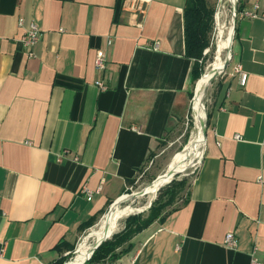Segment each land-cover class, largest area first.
<instances>
[{"label":"crops","instance_id":"obj_1","mask_svg":"<svg viewBox=\"0 0 264 264\" xmlns=\"http://www.w3.org/2000/svg\"><path fill=\"white\" fill-rule=\"evenodd\" d=\"M122 1L0 0V264L68 255L188 111L186 0ZM237 18L187 196L112 264H264V17Z\"/></svg>","mask_w":264,"mask_h":264},{"label":"rangeland","instance_id":"obj_2","mask_svg":"<svg viewBox=\"0 0 264 264\" xmlns=\"http://www.w3.org/2000/svg\"><path fill=\"white\" fill-rule=\"evenodd\" d=\"M242 1L243 0H236L237 8L239 6H241ZM220 2H221L220 0H212V2H210V4L215 9L213 29L210 33L209 46H207L204 49L203 58L199 59V62L201 63V66H202V73L199 77L200 79L202 78L201 76L203 74H205V72L208 71L209 66L212 63H214L213 62L214 57H215V55H217V51H218V48H217L218 27L216 24L215 14L218 10ZM233 3H235V1L232 3H230V2L225 3V6H226L225 7V13L226 14L222 17V19L224 18L223 24H224V27L226 30L225 31L226 36L229 35V34L227 35V30H229V26L231 24L232 9H233L232 4ZM236 19H237L236 21H238V18H236ZM227 54H228V52L225 51L224 55H223V60L226 58ZM226 69H227V66L223 70H221L219 72V74L215 75L212 78V80L210 81L205 92H204V90L202 92L201 99H200L201 101H200V109H199L200 112L199 113H200V116H202L203 121L207 118V112H208L209 107L211 105L213 95L217 89L219 80L225 74ZM200 79L198 81H196L192 87V94L190 96L189 108H188L186 115L180 121L177 128L169 134L168 138L164 141H161L160 146L155 151H153L151 153L146 164L139 170L136 178L129 183L127 189L122 194L121 203L117 204L116 206H114L110 210V213H111V212L120 211L124 208L126 209V211H130L133 208L139 209L138 211L130 212V213L124 215L123 217L119 218L118 221L116 222L114 229L111 232L112 234L110 235L109 238H111L114 233H118L124 228V222L128 216L133 215V214H139V213L145 215L149 209V207H147L148 205H146L147 202L150 201V199L153 195H155L154 199H156V197L159 195V193L173 179L176 181H179V180L185 178L187 182H186V186H185L184 190L182 192H180L179 195L176 197L174 204L168 206L166 208V210H169V209L173 208L174 206L179 205L181 203L182 199L185 197V193L188 189L189 181H190L193 173L195 172L197 164H198L200 157L202 155V148H203L202 144H199V145L195 146L193 150H190L189 149L190 144L188 145L192 134L195 132L194 103L196 101V96L199 93L198 92L199 91L198 85H199ZM206 125L208 128L207 122H206ZM181 153L184 154V158H183V160H181L180 166L177 169V172L173 175L172 180L169 182H166V181L161 182L158 185L155 192L152 195H150L149 190H151L153 187H155V185H157L159 183L158 182L159 177L168 169L169 165L172 162L176 161L177 156ZM181 155H180V158H181ZM140 190H142L143 193L136 195V196H133V197L131 196V194L139 192ZM110 205H108L106 212H108ZM104 214L86 232H84L81 235L79 243L76 245L73 253L64 262V264L65 263L67 264L68 262L72 261L75 258L76 252H77L79 246L84 251L90 250V248L95 243L94 239H96V237H95L94 233L97 232V230H98L99 222L101 221V219H105L107 217V216H105L106 214L105 215ZM113 216H114L113 214L110 215V219H113ZM133 239H135V238H133ZM133 239H132V241H133V247H134V245H135L134 241L135 240H133ZM126 245L127 244H124V246H126ZM105 264H109V263L106 262Z\"/></svg>","mask_w":264,"mask_h":264},{"label":"trees","instance_id":"obj_3","mask_svg":"<svg viewBox=\"0 0 264 264\" xmlns=\"http://www.w3.org/2000/svg\"><path fill=\"white\" fill-rule=\"evenodd\" d=\"M240 10L241 6L237 8V13ZM214 13L215 9L208 0H186L185 2L184 31L186 54L196 60L193 67V82L202 73L199 59L203 58V51L210 43ZM186 182L185 178L179 181L173 179L154 199L145 215L139 213L128 216L124 222V228L120 232L114 233L111 238L103 241L84 264H105L106 262L112 264L122 255L128 253L133 248V237L153 221L161 219L170 210H166V208L174 204L176 197L184 190ZM187 194L188 189L185 197ZM92 224H94V221L89 223L88 226ZM124 244L127 245L124 246ZM74 249L75 246L72 247L68 255L61 256L54 264H64Z\"/></svg>","mask_w":264,"mask_h":264},{"label":"bare ground","instance_id":"obj_4","mask_svg":"<svg viewBox=\"0 0 264 264\" xmlns=\"http://www.w3.org/2000/svg\"><path fill=\"white\" fill-rule=\"evenodd\" d=\"M220 1H221L220 5H219L218 10H217V12L215 14L216 24H217V27H218V40H217L218 51H217V55H215V57H214V61H213L214 63H212L209 66L208 71L206 70L207 72H205V74L202 75V78L200 79V82H199V85H198L199 86V91H198L199 93L197 94L196 101L194 103L195 132L192 134V136H191V138L189 140V143H188V145L190 144V146H189L190 150H193L194 147L199 145V144H202V146H203V134H202V122H203V120H202V116H200V113H199L200 112L199 111V109H200V101H201L200 99H201L202 92H203V90L205 92V90L208 87V85H209L210 81L212 80V78L222 70L225 59L227 57H230V46H231V43H232L231 41H232V34H233V28H234L233 9H232L231 24L229 26V30H227V35L229 34L228 36H226V32H225L226 30H225V27H224V24H223V19L224 18L222 19V17L226 14L225 13V7H226L225 3L226 2L232 3L234 1L236 3V0H220ZM235 3L232 4V8H233V5ZM225 51H227L228 54H227L226 58L223 60V55H224ZM181 154H179L177 156L176 161L172 162L169 165L168 169L159 177V180H158L159 183L157 185H155V187H153L151 190H149L150 195H152L155 192V190L157 189L158 185L161 182L167 181L169 179L170 176H168V174L171 171H177V169L180 166L181 160H183V158H184V154H182V155ZM180 155H181V158H180ZM154 197H155V195H153L151 197L150 201ZM120 200H122V199L120 198ZM150 201H148L146 205H148ZM116 205H114V206H116ZM138 210L139 209H134L133 208L130 211H126V209L124 208V209H122L120 211H116L115 210L116 212L107 213L105 215L107 217L105 219H101V221L98 224V230H97V232L94 233L95 237H96V239H94L95 242L97 240L101 239L104 236V232H105L106 227H108L109 232H112V230L114 229V226H115V224H116V222L118 221L119 218L123 217L124 215H126V214H128L130 212L138 211ZM112 214L114 215L113 219H110V215H112ZM91 248H90V250H91ZM90 250L89 251L88 250L84 251L79 246V248H78V250L76 252L75 258L72 261L68 262L67 264H81L82 262H84V260L89 255Z\"/></svg>","mask_w":264,"mask_h":264},{"label":"built area","instance_id":"obj_5","mask_svg":"<svg viewBox=\"0 0 264 264\" xmlns=\"http://www.w3.org/2000/svg\"><path fill=\"white\" fill-rule=\"evenodd\" d=\"M140 3H141V0H123L122 1L123 7L127 8V9H136L137 8L139 10L140 9L139 8ZM238 15L243 16V17H250V18H256L258 16L264 17V13L261 14L259 12V4L258 3L254 4L253 10H242L238 13ZM23 22H24V19H22V18L19 19L20 24H23ZM40 36H41L40 28L38 27V25L34 21L30 20L28 22V25H27L25 32L19 38V41L30 49L39 41ZM109 43H110V40L108 39V44ZM29 55H32V53L29 52ZM94 64H95L97 71H102L106 68L107 58H106L105 53L102 50H99L97 52V54L95 56ZM245 80H246V74L242 72L241 77H240L241 84H244ZM96 84L98 85L99 89H105L106 88V85H104L101 81H96ZM235 138L239 139L240 135L236 134ZM200 160H199V162H200ZM199 162L197 164V167L199 165ZM197 167H196V169H197ZM83 191L86 193L88 198L91 197L92 193H91L90 189H88L87 187H83ZM224 244L229 248H236L237 240H236V237H235V234L233 231H229L226 233V235L224 237ZM253 264H257L256 259H253Z\"/></svg>","mask_w":264,"mask_h":264},{"label":"water","instance_id":"obj_6","mask_svg":"<svg viewBox=\"0 0 264 264\" xmlns=\"http://www.w3.org/2000/svg\"><path fill=\"white\" fill-rule=\"evenodd\" d=\"M236 18H237V6H236V3H235V4L233 5V21H234V28H233L232 40H233V37H234V31H235L236 20H237ZM230 50H231V47H230ZM230 58H231V56H230V57H227V58L225 59L222 70L228 65V63H229V61H230ZM218 74H219V73H218ZM216 75H217V74H216ZM206 119H207V118H206ZM206 119L202 122V134H203L204 137H206V131H207V125H206L207 120H206ZM176 172H177V171H171V172L168 174V176H170V177H169V179H168L166 182L171 181L172 178H173V175H174ZM166 182H165V183H166ZM141 193H143L142 190H140L139 192H136V193L131 194V196L133 197V196L139 195V194H141ZM121 196H122V195H121ZM121 196L118 197L117 199H115V200L112 202V204L110 205V208H109L108 212H106L105 214L109 213L110 210L112 209V207H113L114 205L121 203V200H120ZM154 198H155V197H154ZM154 198L149 202V204H148L147 207H150V206H151V204H152ZM105 214H104V215H105ZM111 234H112V233L109 232L108 227H106L105 232H104V236H103L101 239L97 240V241L93 244V246H92V248H91V250H90L89 255L87 256V258L84 260V262H83L82 264H84V263L90 258V256L92 255L93 251H94V250H95V249H96V248H97V247H98L103 241H105L106 239H108V238L110 237Z\"/></svg>","mask_w":264,"mask_h":264}]
</instances>
